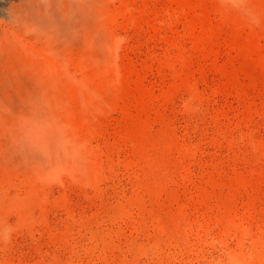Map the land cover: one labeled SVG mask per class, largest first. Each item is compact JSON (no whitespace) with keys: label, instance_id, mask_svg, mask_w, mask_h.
Wrapping results in <instances>:
<instances>
[{"label":"rangeland","instance_id":"obj_1","mask_svg":"<svg viewBox=\"0 0 264 264\" xmlns=\"http://www.w3.org/2000/svg\"><path fill=\"white\" fill-rule=\"evenodd\" d=\"M0 264H264V0H0Z\"/></svg>","mask_w":264,"mask_h":264},{"label":"clouds","instance_id":"obj_2","mask_svg":"<svg viewBox=\"0 0 264 264\" xmlns=\"http://www.w3.org/2000/svg\"><path fill=\"white\" fill-rule=\"evenodd\" d=\"M10 231L9 230H0V241H7L10 238Z\"/></svg>","mask_w":264,"mask_h":264}]
</instances>
